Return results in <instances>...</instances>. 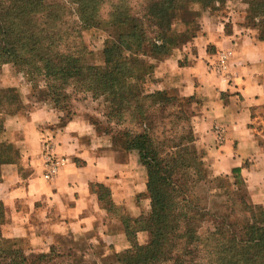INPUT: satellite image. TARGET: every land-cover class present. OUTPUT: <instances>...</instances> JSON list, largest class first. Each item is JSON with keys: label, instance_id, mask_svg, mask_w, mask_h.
<instances>
[{"label": "trees", "instance_id": "16d2710c", "mask_svg": "<svg viewBox=\"0 0 264 264\" xmlns=\"http://www.w3.org/2000/svg\"><path fill=\"white\" fill-rule=\"evenodd\" d=\"M226 2L0 0V78L6 65L24 73L30 83L43 78L48 92L40 95L51 97L46 105L67 119L78 115L68 105V87L103 101L102 116L110 127L101 130L100 121H94L95 130L111 137L115 150L137 155L147 171V190L136 198L140 212L135 218L118 212L108 188L96 190L103 208L121 221L130 243L115 254L116 264H264V208L243 194L240 171L214 177L193 148L194 99L177 90L147 89L156 81L158 63L198 31L193 23L196 28L179 33L174 21L195 11L193 6L218 11ZM244 3L249 25L244 27L264 41V0ZM74 15L80 26L71 21ZM103 27L115 35L106 41L100 65L90 59L93 54L82 31ZM25 109L21 93L3 88L0 80V168L12 163L14 149L5 119ZM211 198L221 203L213 208ZM5 219L0 200V264L71 259L54 250L29 258L20 246L23 241L3 237ZM139 236L147 241L138 243Z\"/></svg>", "mask_w": 264, "mask_h": 264}, {"label": "crops", "instance_id": "0c3cea01", "mask_svg": "<svg viewBox=\"0 0 264 264\" xmlns=\"http://www.w3.org/2000/svg\"><path fill=\"white\" fill-rule=\"evenodd\" d=\"M243 15L199 12L195 36L158 63L155 78L158 90L194 99L195 144L211 175L240 171L251 201L264 207V41L244 27ZM21 80L2 85L21 88L24 104H31L5 119L14 149L12 163L0 168L3 237L23 241L32 254L50 253L60 239L83 238L90 246L126 251L122 223L103 208L96 190L108 188L113 203L137 217L136 198L147 190L146 169L137 155L115 150L111 137L97 133L80 113L64 119L31 101ZM46 138L68 159L52 181L44 179Z\"/></svg>", "mask_w": 264, "mask_h": 264}, {"label": "rangeland", "instance_id": "374dc122", "mask_svg": "<svg viewBox=\"0 0 264 264\" xmlns=\"http://www.w3.org/2000/svg\"><path fill=\"white\" fill-rule=\"evenodd\" d=\"M192 8L193 9L195 8L196 12L193 11L190 14H185L183 17L178 18L177 20L174 21V23H173L174 28L179 33H183V31L186 28L189 29V27H191L194 29L197 27L198 24L195 27H193L194 26L193 23H197V19H196L195 15H196L198 10L200 11V13H202V12H212V13L219 12L220 14H227V13L234 12V11H237L239 13L245 12V15H243V16H245L244 20H243V24L249 26L247 24L246 19H245L247 17L248 6L244 3V0H227L225 5L220 6L218 11L210 10V9H207L204 11V9L201 5H196V6H193ZM71 21L80 26V20L76 15L73 16ZM254 32L257 33L258 38H259V33L257 31H254ZM114 35L115 34H114L113 30L106 29L105 27L99 28V29L94 28V29L82 31V38H83L84 44H85L87 50L93 54L92 57L90 56V59L94 60L93 62H96L100 65L103 64V62H104L103 51L105 49V43L107 40L114 37ZM183 41H184V37H182V38L180 37L179 42H183ZM180 45H181V43L179 44V46ZM2 75L4 76V78H3V80H1V78H0V80H1V83L3 86L9 85L10 83H15L16 81H18V79H21L23 77L24 80H21V85H24V86L29 88V91L31 93V95H30L31 101H33L34 103L41 104L43 106L46 105V103L47 104L51 103V97H49V96L43 97V95H40V91H42V90L48 92V90H47L48 83L43 78L37 79L35 81V83L34 82L30 83L28 78L24 75V73H18L12 65H6L3 68ZM8 87L9 88H15L19 91V93H21V91H20L21 88L10 87V86H8ZM3 88L7 89L6 87H3ZM147 89L150 92L159 91L157 88V82L155 80H153V83L148 84ZM173 91L178 94V92L176 90H173ZM67 93H68V95L71 96L70 103L68 104L70 106V108L72 109L71 112L76 111L77 113H80L89 122L100 121L101 130H106L110 127L107 124L106 119H104L102 116L104 114V112L102 110L103 101L94 100L92 98V95H90V94L76 93V91L74 90L73 87H68ZM172 94H174V93H172ZM30 105H26V109L22 112L27 111L29 109ZM190 111H192L191 106H190ZM16 115H18V114H16ZM12 116H15V115H12ZM64 119H67V118H64ZM100 134L102 135L103 133H100ZM195 141H196V137H195ZM193 148L198 152V154L200 156H203L202 152H200L197 149L195 142L193 144ZM118 151H120L124 155H128L127 153H125L122 150H118ZM11 157H12V154H11ZM216 183H218V182H216ZM216 186H217V184H215V186H213V187H216ZM243 194L245 196L249 197L248 194L246 193L245 188L243 190ZM220 203H221V199L211 198L210 206L214 208L217 205H219ZM255 206L261 207V206H257V205H255ZM261 208H264V207H261ZM117 210L121 214L132 217V216H130V214L128 212L124 211L120 207H118ZM133 218H135V217H133ZM5 222H6V219H5ZM146 241H147L146 236H139L138 237V243L142 244V243H145ZM59 242L60 243L53 249L55 251V254L64 255L65 257H70V255H72L71 259H68V258L59 259V260L55 259L56 261L52 260V261L47 262L45 264H116L115 263V254H117V253L114 252L113 250L107 249L102 244H96L95 246H90L88 241L84 238L82 240L81 239L78 240V242H75V241L70 240V239H68V240L60 239ZM20 246L29 258H32L35 255L44 254V253H35V254L30 253L24 242H22L20 244ZM129 248H130V243H129ZM45 254H48V253H45Z\"/></svg>", "mask_w": 264, "mask_h": 264}, {"label": "built area", "instance_id": "2783aa9c", "mask_svg": "<svg viewBox=\"0 0 264 264\" xmlns=\"http://www.w3.org/2000/svg\"><path fill=\"white\" fill-rule=\"evenodd\" d=\"M42 160L45 168L44 179L52 181L67 164L68 159L58 155L53 140L46 138L42 143Z\"/></svg>", "mask_w": 264, "mask_h": 264}]
</instances>
